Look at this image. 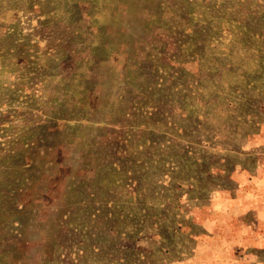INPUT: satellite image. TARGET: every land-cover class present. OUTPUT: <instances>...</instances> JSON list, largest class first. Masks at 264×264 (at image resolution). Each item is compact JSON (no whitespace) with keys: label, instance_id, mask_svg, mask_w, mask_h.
I'll list each match as a JSON object with an SVG mask.
<instances>
[{"label":"rangeland","instance_id":"obj_1","mask_svg":"<svg viewBox=\"0 0 264 264\" xmlns=\"http://www.w3.org/2000/svg\"><path fill=\"white\" fill-rule=\"evenodd\" d=\"M0 264H264V0H0Z\"/></svg>","mask_w":264,"mask_h":264}]
</instances>
